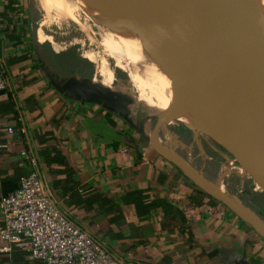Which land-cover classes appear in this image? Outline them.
<instances>
[{"label":"crops","instance_id":"0c3cea01","mask_svg":"<svg viewBox=\"0 0 264 264\" xmlns=\"http://www.w3.org/2000/svg\"><path fill=\"white\" fill-rule=\"evenodd\" d=\"M41 9L0 0V198L30 168L24 148L58 211L121 264H264V236L215 197L194 198L193 176L135 125L138 102L80 73L87 58L46 38ZM95 84L128 96V115L73 96ZM194 142L172 151L192 165ZM0 264L46 263L0 237Z\"/></svg>","mask_w":264,"mask_h":264},{"label":"water","instance_id":"95a60500","mask_svg":"<svg viewBox=\"0 0 264 264\" xmlns=\"http://www.w3.org/2000/svg\"><path fill=\"white\" fill-rule=\"evenodd\" d=\"M146 7L152 12V20L167 31L170 47L181 51L176 69L182 65L188 67L195 74L191 82L195 88H198V82H206L213 88L212 93H206L204 97L212 102L233 136L232 144H220L257 177L264 188L263 132L260 126L256 129L252 124L249 113L244 116L237 102L240 96L247 95L243 86L247 78L241 73L248 69L250 62L264 63V54L256 55L250 48V44L263 35H254L255 30L249 25L248 18L232 9L231 0H152ZM224 93L228 95L227 99L223 98ZM73 96L101 103L122 116L129 113L127 106L131 99L102 84H95ZM160 121L155 124L153 134L159 129ZM153 134L145 136L158 146ZM260 136L262 142H259ZM184 163L195 172L191 164ZM196 183L264 236V218L252 206L216 185L209 186L203 180Z\"/></svg>","mask_w":264,"mask_h":264},{"label":"rangeland","instance_id":"374dc122","mask_svg":"<svg viewBox=\"0 0 264 264\" xmlns=\"http://www.w3.org/2000/svg\"><path fill=\"white\" fill-rule=\"evenodd\" d=\"M30 1L37 2L38 5L42 7L41 14H39L40 26L43 27L44 32L51 35L49 36L44 33L46 38L49 37L57 48L59 46L71 44L70 48L92 62L93 75L97 81L102 80L105 84H110L116 89V86H119L120 89L132 95L134 102H138L139 109L136 112L137 114L134 119L137 127L140 125V119L147 116L149 128L151 134H153L155 124L159 119H161L159 129L154 134L159 135L162 140L163 138H169L167 139V142L163 140V144L172 148V150L173 145L176 146L178 144L177 146H182L181 143L172 140L169 133V126L175 125L181 127L177 123L179 121H183L175 119L169 115L164 117L162 115L157 116L151 113L155 97H153L154 94L152 91L144 85L146 82V75L139 72L135 66H132L130 54L124 48L122 39L106 26L97 11L88 8L83 0ZM114 1H117V6L115 5L117 8L116 11L124 14V10L126 8L131 11H137L139 7L142 8L141 12L144 11V13H146L145 15H148L150 20L156 24L155 20H152L150 15L151 11L146 7V4L150 3L152 0H142L143 2L140 3V6L137 4L139 0H127L128 2L124 0L125 3H129L128 6L124 4L122 0ZM47 3L50 4V7H47ZM240 14L247 18L249 17L248 13ZM147 20L149 23L148 18ZM163 29L164 28H162L161 31ZM164 30L162 31V37L167 41L166 47H168V51L172 53L173 49L169 45L167 31ZM40 31L42 30L40 29L39 33ZM262 33L263 31H255L254 35L261 36L263 35ZM169 52L168 54H170ZM88 67V64H86V68ZM263 67L264 63L258 64L250 62L248 64V69L246 70L247 73L246 71L242 73H245L244 76L247 75V79L249 76L248 80L250 82L249 83L247 80L243 84L244 90L246 89L245 93L248 91L247 95L249 96V102L247 103V110L249 116L251 117L249 119L256 129L260 126L264 137V123L262 122L264 121ZM248 70H250L249 72H252V74L249 73ZM179 71L181 72V79H188L191 75L195 79V74L188 67L182 65ZM199 84L201 83L199 82ZM147 92L149 94H147ZM131 102L132 100L129 103ZM130 106L133 107L134 104H130ZM159 107L160 108L155 110L154 113L162 111L163 114L167 115L169 107L164 102ZM257 115L260 116L257 117ZM253 119L254 121L256 120L255 122L257 123H254ZM190 129L192 131V139L196 142L193 143V154L195 155L193 156L191 151L189 153L192 166L197 173V176L193 174L192 178L194 182L203 180L208 181L210 185L215 184L221 190L230 193L231 195L238 196L242 201L252 206L260 214V216L264 218V188L259 179L248 172L234 157V155L223 145L221 146L220 143L217 142L215 138L210 136L209 133H204L194 128ZM148 137L151 136L149 135ZM199 151L201 154L197 153V155L195 152ZM261 152L264 154V149H261ZM195 185H197V183Z\"/></svg>","mask_w":264,"mask_h":264},{"label":"bare ground","instance_id":"6f19581e","mask_svg":"<svg viewBox=\"0 0 264 264\" xmlns=\"http://www.w3.org/2000/svg\"><path fill=\"white\" fill-rule=\"evenodd\" d=\"M83 1L88 8L97 11L106 26L112 32H114V34L118 35L122 39L124 48L130 54L132 66H135L139 72H142L146 75V82L144 85H146V87L150 89V91H152V93L154 94L153 97H155L152 107L153 109L151 110L152 114L157 116L162 115L164 117L169 115L175 119L183 121L190 128H194L204 133H209L210 136L215 138L219 143H233V136L229 126L222 118H220L212 102L204 97L206 93H212L213 88L206 82H200L201 84H199L198 82V88H195L191 84L193 79L192 75L188 79H181V72L176 69V62L181 54V51L173 50L172 53L168 51V47H166L167 41L162 37V31L164 29L162 31L161 29L163 27L161 28L157 26V24L153 23L150 20V17L148 15H145L146 13H144V11L141 12L142 8L139 7L137 11H131L126 8L124 10V14H122L119 11H116L117 1ZM122 1L124 2V0ZM127 2H124V4L128 6L129 3ZM142 2V0H139V2H137V4H139L138 6H140V3ZM231 3L232 9L234 11L243 14H249L248 23L249 25H251V27L254 28L255 31H263V37L250 44V48L256 55L264 54V0H231ZM47 7H50L49 3H47ZM144 10L147 11L146 9ZM147 18L149 19L151 28L149 26ZM168 52L170 54H168ZM249 71L250 70H248V72ZM249 73L252 74V72ZM232 74L233 73H231V75ZM242 74L244 75L245 73ZM147 94L149 93L147 92ZM227 96L228 95L226 93L223 94L224 99H227ZM247 101V95L240 96L237 100L238 104L242 107V111L245 117L248 116V112L246 109ZM163 102L169 107L167 115L163 114L162 111H157L156 113H154L155 110L160 108L159 106H161ZM258 116L260 115H257V117ZM255 121L253 119V122L257 123ZM262 122L264 123V121ZM140 128L146 136L152 135L149 128L147 116L141 119ZM261 137H258L259 142H262L263 140V137ZM160 139L162 138L159 135L154 134V140L156 144L162 150H164V152L180 160L179 162L184 166V168H186L187 172H189V175H196L194 171L186 167L185 163L181 160L178 154L173 152L172 149L163 144V142H160ZM204 182L211 186L208 181Z\"/></svg>","mask_w":264,"mask_h":264},{"label":"built area","instance_id":"2783aa9c","mask_svg":"<svg viewBox=\"0 0 264 264\" xmlns=\"http://www.w3.org/2000/svg\"><path fill=\"white\" fill-rule=\"evenodd\" d=\"M7 79L0 68V90ZM9 132L13 128L9 126ZM23 131V128H20ZM30 165L17 187L0 198V237L20 245L46 264H121L103 246L54 206L32 153L22 148Z\"/></svg>","mask_w":264,"mask_h":264},{"label":"trees","instance_id":"16d2710c","mask_svg":"<svg viewBox=\"0 0 264 264\" xmlns=\"http://www.w3.org/2000/svg\"><path fill=\"white\" fill-rule=\"evenodd\" d=\"M80 56H78L79 58ZM85 59V58H84ZM85 61L87 62L88 64V68H86V70H80L79 72L84 74H89L90 72H92V62L85 59ZM17 123V127L19 128L18 124L19 122H16ZM177 124H179V126L181 127H178V126H175V125H172V126H169V133H170V136L172 138L173 141H176L178 143H181V144H190L191 141H192V131L191 129L185 125L183 122H178ZM169 139V138H167ZM167 139H166V142H167ZM169 143V142H168ZM170 144V143H169ZM219 144V143H218ZM221 145V144H220ZM222 146V145H221ZM173 149H175L176 151L177 148L173 145ZM198 151V150H197ZM196 153V152H195ZM197 166V165H196ZM26 172V171H25ZM23 172V173H25ZM22 173V174H23ZM21 175V174H20ZM19 175V176H20ZM193 198V197H190V199ZM194 198H197V199H200V200H203V201H207L209 200V198H213L212 195H210L208 192H206L205 190H203L201 187L198 186V184L196 185V193L194 194ZM209 203V202H208ZM247 204V203H246ZM249 205V204H248Z\"/></svg>","mask_w":264,"mask_h":264}]
</instances>
